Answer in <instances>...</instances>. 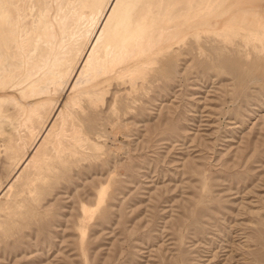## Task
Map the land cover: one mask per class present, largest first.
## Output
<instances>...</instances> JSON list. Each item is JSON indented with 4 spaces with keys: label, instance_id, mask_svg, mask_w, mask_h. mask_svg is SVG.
I'll return each mask as SVG.
<instances>
[{
    "label": "rangeland",
    "instance_id": "374dc122",
    "mask_svg": "<svg viewBox=\"0 0 264 264\" xmlns=\"http://www.w3.org/2000/svg\"><path fill=\"white\" fill-rule=\"evenodd\" d=\"M27 1V28L54 16ZM244 1L27 123L0 91V264H264V0Z\"/></svg>",
    "mask_w": 264,
    "mask_h": 264
},
{
    "label": "bare ground",
    "instance_id": "6f19581e",
    "mask_svg": "<svg viewBox=\"0 0 264 264\" xmlns=\"http://www.w3.org/2000/svg\"><path fill=\"white\" fill-rule=\"evenodd\" d=\"M26 1L0 0V91L16 92V96L12 101L20 109L18 111L23 113L24 120H26L25 122L22 121L23 123H27V120L29 121L33 115H37L38 110L44 107L45 104L49 103L55 107L57 100L53 101L52 97L62 93L61 91L64 88H80L85 83L91 82L98 75L101 74L102 76V73L114 66L113 64L122 63L126 58L146 53L151 36H155L153 35L154 32H158L164 28L169 29L172 25H178V30L185 28V26L189 28L196 25L201 19L203 21L202 24L205 22L208 28L212 29L216 24L214 17L217 14L226 16L233 9H237L242 14L245 10V7L243 8L244 0H220L219 4H216L218 0H186L189 11L185 16L178 15V11L180 10L178 5L181 0H47L48 2H52L53 6L50 7L48 5L50 8L45 6L47 8L46 11L49 12L55 9L54 16L47 17L48 13L46 14L43 10L45 14L39 18L37 24H32V27L27 28L25 25V19L27 18L25 14L26 10L24 8ZM40 1H34V5L35 2L40 3ZM37 7L40 6L37 5ZM63 7L67 8V13H65L66 10H63L65 14L61 13ZM217 7H219L218 10L214 12V9ZM31 23H33L32 20L28 25H31ZM156 35L158 36V34ZM154 47L156 46L154 45ZM10 48L12 52H9ZM74 51L77 53L78 58L70 55ZM146 55L148 54L146 53ZM14 59L15 61L17 60V63L6 64L9 60L13 61ZM62 67L66 71L65 74L60 73L63 70L61 69ZM142 71L141 73H143ZM145 72L147 73L148 71L145 70ZM135 75L130 76L134 78L133 76ZM146 76L148 77V75ZM96 94L98 95V93ZM90 97H92V94ZM99 98L97 101H99ZM6 101L7 98L1 97L0 106L1 103L3 104ZM67 106L69 107V105ZM17 107L14 109H18ZM49 109L51 110V108ZM41 110L44 109L42 108ZM23 115L21 116L23 117ZM23 123L21 124L24 125ZM8 124H11L10 121ZM11 126L9 127L10 129ZM13 129L15 128L12 127ZM27 129H29V126ZM58 134H61V132ZM77 134L80 135L79 132ZM53 138L57 137L54 136Z\"/></svg>",
    "mask_w": 264,
    "mask_h": 264
}]
</instances>
